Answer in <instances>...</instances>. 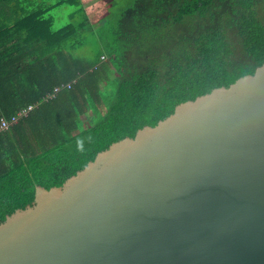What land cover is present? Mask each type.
I'll list each match as a JSON object with an SVG mask.
<instances>
[{
    "label": "trees",
    "instance_id": "trees-1",
    "mask_svg": "<svg viewBox=\"0 0 264 264\" xmlns=\"http://www.w3.org/2000/svg\"><path fill=\"white\" fill-rule=\"evenodd\" d=\"M107 0L95 31L82 0H0V223L112 144L264 64V0ZM73 8L54 29L48 13ZM120 8H123L120 6ZM77 19L79 21H77Z\"/></svg>",
    "mask_w": 264,
    "mask_h": 264
},
{
    "label": "water",
    "instance_id": "water-1",
    "mask_svg": "<svg viewBox=\"0 0 264 264\" xmlns=\"http://www.w3.org/2000/svg\"><path fill=\"white\" fill-rule=\"evenodd\" d=\"M0 264H264V64L36 187Z\"/></svg>",
    "mask_w": 264,
    "mask_h": 264
},
{
    "label": "rangeland",
    "instance_id": "rangeland-1",
    "mask_svg": "<svg viewBox=\"0 0 264 264\" xmlns=\"http://www.w3.org/2000/svg\"><path fill=\"white\" fill-rule=\"evenodd\" d=\"M106 1L107 0H82V7L84 8L86 14L89 17V23L92 26V32H87L85 38L83 40L82 48L85 52L87 58H91L98 52V44L95 40V31L99 27L101 18L105 15L107 8H106ZM128 5V1L125 0L117 2L114 8L111 9L112 16L120 13L124 7ZM123 7V8H120ZM73 8L60 6L57 8H53L49 11V15L54 17L53 27L54 29H60L71 23L72 20L70 18V14ZM77 21H79L77 19Z\"/></svg>",
    "mask_w": 264,
    "mask_h": 264
},
{
    "label": "built area",
    "instance_id": "built-area-1",
    "mask_svg": "<svg viewBox=\"0 0 264 264\" xmlns=\"http://www.w3.org/2000/svg\"><path fill=\"white\" fill-rule=\"evenodd\" d=\"M32 106L19 111L15 116L10 119L0 118V134L8 130L12 125L16 124L20 118L27 116V114L32 110Z\"/></svg>",
    "mask_w": 264,
    "mask_h": 264
}]
</instances>
